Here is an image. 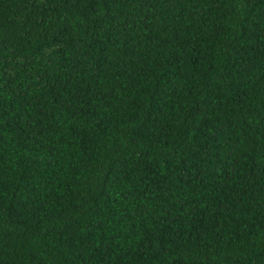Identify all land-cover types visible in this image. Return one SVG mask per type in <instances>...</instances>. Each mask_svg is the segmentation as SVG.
I'll list each match as a JSON object with an SVG mask.
<instances>
[{
  "label": "trees",
  "instance_id": "16d2710c",
  "mask_svg": "<svg viewBox=\"0 0 264 264\" xmlns=\"http://www.w3.org/2000/svg\"><path fill=\"white\" fill-rule=\"evenodd\" d=\"M0 264H264V0H0Z\"/></svg>",
  "mask_w": 264,
  "mask_h": 264
}]
</instances>
